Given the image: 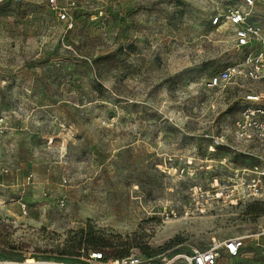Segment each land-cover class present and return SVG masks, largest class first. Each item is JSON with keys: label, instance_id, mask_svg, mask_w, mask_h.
<instances>
[{"label": "rangeland", "instance_id": "1", "mask_svg": "<svg viewBox=\"0 0 264 264\" xmlns=\"http://www.w3.org/2000/svg\"><path fill=\"white\" fill-rule=\"evenodd\" d=\"M56 2L0 0V264L86 249L186 264L213 237L264 229V201L214 198L234 157L210 147L234 144L241 93L263 87H205L242 55L211 21L244 0ZM252 16L264 29V0Z\"/></svg>", "mask_w": 264, "mask_h": 264}, {"label": "built area", "instance_id": "2", "mask_svg": "<svg viewBox=\"0 0 264 264\" xmlns=\"http://www.w3.org/2000/svg\"><path fill=\"white\" fill-rule=\"evenodd\" d=\"M53 9H59L56 0H47ZM255 0H244L246 10L229 8L223 14H217L211 21L212 25H228L233 33L235 47L242 52L239 60L225 66L218 73L208 77L205 81L207 89L227 90L230 85H237L238 81L259 83L263 87L259 90L243 91L238 107V116L231 123V134L234 144L225 142L223 137L215 141L214 149L224 148L233 157L243 160L240 165L234 164L231 159L223 158L220 165L227 167L229 164V177L221 184L220 192L214 198L231 205L243 202L264 201V29L261 24L252 19ZM58 17L64 19L63 13ZM3 127L0 125V134ZM246 146V147H244ZM254 146L256 152H249L247 147ZM227 162V163H226ZM226 163V164H224ZM212 187L220 188L217 180ZM264 237V229L250 236H239L226 239L211 238L204 250H193L189 254L177 255L186 264H217L221 254L230 258L241 256L246 241L255 242ZM80 263L73 264H148L147 260L136 254L126 257H105L99 251L83 250L78 258ZM10 264V263H5ZM24 264H36L26 263Z\"/></svg>", "mask_w": 264, "mask_h": 264}, {"label": "crops", "instance_id": "3", "mask_svg": "<svg viewBox=\"0 0 264 264\" xmlns=\"http://www.w3.org/2000/svg\"><path fill=\"white\" fill-rule=\"evenodd\" d=\"M258 242H259V247H255L254 246V243L255 242H252V245H251V250H249V252L251 253V254H246V253H244V251L242 250V253L241 254H243V255H241L240 257H238V258H233V260H238V261H243L242 259H246V261H249V260H254V259H256V257L254 258V257H251L252 256V254L253 255H264V237H261L259 240H258ZM248 255V256H247ZM251 255V256H250ZM245 256V258H243ZM251 257V258H250ZM263 259L262 260H257V262L255 263V264H264V257H262ZM253 264V263H252Z\"/></svg>", "mask_w": 264, "mask_h": 264}, {"label": "trees", "instance_id": "4", "mask_svg": "<svg viewBox=\"0 0 264 264\" xmlns=\"http://www.w3.org/2000/svg\"><path fill=\"white\" fill-rule=\"evenodd\" d=\"M216 150H223V151H226V149H224V148H216ZM215 152V151H214ZM213 152V153H214ZM233 162H234V160H238V158L237 157H234L233 159H231ZM257 203H259V202H257ZM85 253H87L88 251H97V249H91V250H88V249H86V250H83ZM80 257V253L78 252L77 253V255H75V256H72V257H65V258H62V259H64V261L63 262H65V263H67V264H71V263H80V261L78 260V258ZM120 257V256H119Z\"/></svg>", "mask_w": 264, "mask_h": 264}, {"label": "bare ground", "instance_id": "5", "mask_svg": "<svg viewBox=\"0 0 264 264\" xmlns=\"http://www.w3.org/2000/svg\"><path fill=\"white\" fill-rule=\"evenodd\" d=\"M28 263H31V262L28 260ZM2 264H5V263H2Z\"/></svg>", "mask_w": 264, "mask_h": 264}]
</instances>
